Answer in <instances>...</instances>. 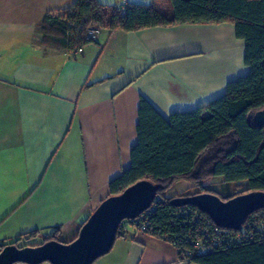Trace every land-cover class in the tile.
<instances>
[{"label":"crops","instance_id":"crops-1","mask_svg":"<svg viewBox=\"0 0 264 264\" xmlns=\"http://www.w3.org/2000/svg\"><path fill=\"white\" fill-rule=\"evenodd\" d=\"M75 2L0 0V247L31 233L22 245L39 246L55 231L60 243L77 237L108 184L130 167L141 100L168 120L248 73L244 42L229 23L96 27L97 40L79 53L44 43L43 18ZM128 4L170 10L169 0ZM92 264L194 263L161 237L126 232Z\"/></svg>","mask_w":264,"mask_h":264},{"label":"trees","instance_id":"trees-1","mask_svg":"<svg viewBox=\"0 0 264 264\" xmlns=\"http://www.w3.org/2000/svg\"><path fill=\"white\" fill-rule=\"evenodd\" d=\"M170 10L153 6L130 5L106 7L96 0H76L71 10L61 16H45L40 28L44 43L69 50L91 43L86 32L91 26L110 32H138L151 27L178 24L229 23L235 36L244 42L243 63L248 73L231 81L225 93L204 107L191 112H177L168 120L144 100L140 101L137 143L130 150V167L108 184L109 195L121 194L139 181L157 187L154 204L146 215V233L171 243L180 260H186L185 238L197 231L202 222L212 221L196 208H176L164 193L177 182H188L202 189V183L222 177L228 184L246 182L243 193L220 198L223 201L249 192H264V126L254 123L253 115L264 108V0H169ZM199 194L211 193L203 190ZM198 194V193H196ZM195 194V195H196ZM193 196V195H192ZM264 223V209L256 211ZM249 219V218H248ZM264 230V228H263ZM36 233L20 237L9 245L23 248ZM124 236L121 228L116 237ZM47 241H58L56 231ZM8 245L0 247V251ZM194 264H264V236L254 242L230 249L188 258Z\"/></svg>","mask_w":264,"mask_h":264},{"label":"water","instance_id":"water-1","mask_svg":"<svg viewBox=\"0 0 264 264\" xmlns=\"http://www.w3.org/2000/svg\"><path fill=\"white\" fill-rule=\"evenodd\" d=\"M253 121L264 126V108L253 115ZM156 190L151 182L139 181L101 201L72 242L47 241L23 248L8 245L0 251V264H92L110 250L123 221L134 220L151 207ZM171 206L194 207L215 226L237 231L248 216L264 209V192H249L226 201L210 193L196 194L176 198Z\"/></svg>","mask_w":264,"mask_h":264},{"label":"built area","instance_id":"built-area-1","mask_svg":"<svg viewBox=\"0 0 264 264\" xmlns=\"http://www.w3.org/2000/svg\"><path fill=\"white\" fill-rule=\"evenodd\" d=\"M128 4V0H120V7ZM88 40L95 42L98 38V31L96 27L87 30L86 32ZM81 52V49H78L75 53ZM158 202H163L161 197L155 196L154 202L148 210H151L154 204ZM147 211L142 213L134 220H125L123 221L119 228L121 232L130 233L132 235L146 233V215ZM249 218V219H248ZM195 222H202L203 226H200L196 232L190 233L185 241L188 245V250L185 252V258L192 256H202L206 254L213 253L215 251H221L224 249L233 248L242 243H251L254 242L256 238H262L264 236V223L258 216H248L237 231L222 229L213 224L210 226L200 215L194 214Z\"/></svg>","mask_w":264,"mask_h":264},{"label":"rangeland","instance_id":"rangeland-1","mask_svg":"<svg viewBox=\"0 0 264 264\" xmlns=\"http://www.w3.org/2000/svg\"><path fill=\"white\" fill-rule=\"evenodd\" d=\"M94 28V26L89 27L87 30ZM248 185L243 182L242 185H236L235 183H226L222 177H213L202 183V189L198 186L190 184L188 182H177L169 190L164 193L166 198L179 197L180 195H195L196 193H201L200 191L207 190L211 191L214 195L220 198L227 197L228 193L236 194L243 193Z\"/></svg>","mask_w":264,"mask_h":264}]
</instances>
